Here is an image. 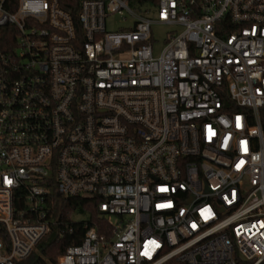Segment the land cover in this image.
I'll use <instances>...</instances> for the list:
<instances>
[{"label": "built area", "instance_id": "2783aa9c", "mask_svg": "<svg viewBox=\"0 0 264 264\" xmlns=\"http://www.w3.org/2000/svg\"><path fill=\"white\" fill-rule=\"evenodd\" d=\"M61 1L0 0V264L72 231L56 196L103 224L55 264L264 263V0Z\"/></svg>", "mask_w": 264, "mask_h": 264}, {"label": "trees", "instance_id": "16d2710c", "mask_svg": "<svg viewBox=\"0 0 264 264\" xmlns=\"http://www.w3.org/2000/svg\"><path fill=\"white\" fill-rule=\"evenodd\" d=\"M79 0H62L61 4L72 12L73 16H77V7ZM15 37L13 29L9 26L0 27V49L8 44L14 43ZM262 126L264 129V113H262ZM53 214L59 220L72 221V231L66 232L60 237L54 229L37 245L33 253L26 259L18 260L15 264H55L59 255H61L68 245L79 243L84 236V228L82 222H74L73 215L79 213H88L89 218L84 219L90 225H99L102 227L103 218L97 215L95 199H80L73 197H55ZM240 264H249L239 260ZM164 264H183L175 260H171ZM264 264V263H262Z\"/></svg>", "mask_w": 264, "mask_h": 264}, {"label": "rangeland", "instance_id": "374dc122", "mask_svg": "<svg viewBox=\"0 0 264 264\" xmlns=\"http://www.w3.org/2000/svg\"><path fill=\"white\" fill-rule=\"evenodd\" d=\"M153 16H155V11ZM125 25H127V22L124 21L118 13H113L106 17V28L108 31L114 32L117 30H122L125 28ZM151 27L152 39L154 44V54H158L165 45V37L167 32L172 30L173 27L167 25H152ZM88 218L89 216L86 212L73 215V219L76 220H84Z\"/></svg>", "mask_w": 264, "mask_h": 264}]
</instances>
